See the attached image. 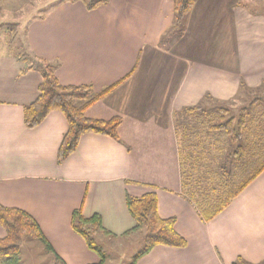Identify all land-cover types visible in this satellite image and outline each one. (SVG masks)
<instances>
[{"label":"crops","instance_id":"1","mask_svg":"<svg viewBox=\"0 0 264 264\" xmlns=\"http://www.w3.org/2000/svg\"><path fill=\"white\" fill-rule=\"evenodd\" d=\"M263 11L264 0H196L182 32L165 44L173 0H106L94 7L58 0L25 23V50L0 51V204L32 216L51 249L25 238L19 264H130L141 248L122 258L143 243L144 232L124 234L134 226L126 196L150 191L160 217L174 218L186 243L155 245L133 264L264 261V170L204 222L182 192L174 131L175 112L205 95L226 101L241 80L262 86ZM43 63L62 85H87L93 94L115 85L85 115L119 116L118 139L85 132L57 160L65 115L52 110L35 126L24 122V107L39 94ZM76 210L101 218L108 233L93 238L102 257L73 229Z\"/></svg>","mask_w":264,"mask_h":264},{"label":"trees","instance_id":"2","mask_svg":"<svg viewBox=\"0 0 264 264\" xmlns=\"http://www.w3.org/2000/svg\"><path fill=\"white\" fill-rule=\"evenodd\" d=\"M82 1L88 7H94L106 0ZM195 2L196 0H173V20L162 36L161 44L167 42L170 34L182 32L185 19ZM25 55L22 54V58ZM41 74L42 82L38 87L39 94L37 98L24 107V122L28 127L35 126L52 110H59L65 115L67 131L58 148V161H62L74 151L80 135L85 132L100 133L118 139L117 128L121 123L119 116L108 120H100L85 115L86 109L115 85L106 87L100 93L93 94L90 86L87 85L60 84L49 63H43ZM239 88L245 89L246 87L244 83H240ZM75 101H82L83 103L76 105ZM205 102L210 103V107L216 111L208 112L210 107H204ZM201 103L186 108V111L198 113L199 130H203L206 137L213 138L215 144L218 143L217 148L220 155H222L221 153L224 151V145L226 144L224 140L229 139L230 143L228 142V145L234 144V147L232 146L233 148L223 155L224 158L219 168L223 171L226 165L225 160L230 159V169L228 171L224 170L223 178L227 182L226 185L228 182L237 183L232 191H228L225 186L223 192L213 199L195 197L191 192V197L187 195L188 200L194 204L200 218L204 222H208L224 210L264 170V125L258 128L255 127L253 131L252 128L246 126L243 115L239 116L236 124L233 123L231 117L224 120L223 114L228 113L227 108L215 102L209 95H205ZM222 104L224 103L222 102ZM204 116H206V120H203ZM196 133L199 134V131ZM196 133L195 135H198ZM243 133L246 134L243 136ZM220 155L217 157L219 158ZM126 207L134 219V226L124 234L137 231L144 232L142 247L130 264H133L137 258L158 244L174 247L185 246V239L174 228V218H162L158 214L155 192L150 191L139 197L126 196ZM0 225L5 230V236L0 239V264H19L20 248L25 238L38 239L45 244L46 248L51 249L37 222L21 209L4 207L0 204ZM72 227L86 240L88 246L100 253L102 257L93 238V235L98 231L108 233L102 227L101 218L98 215L85 217L80 210H76L72 215ZM232 264L253 263H247L241 258H237ZM255 264H264V261Z\"/></svg>","mask_w":264,"mask_h":264},{"label":"rangeland","instance_id":"3","mask_svg":"<svg viewBox=\"0 0 264 264\" xmlns=\"http://www.w3.org/2000/svg\"><path fill=\"white\" fill-rule=\"evenodd\" d=\"M57 1L0 0V51L8 54L12 52L19 54L20 51L25 50L23 45L21 46V42L23 44L25 23L31 18L44 13ZM240 83H244L246 88L240 89ZM240 83L236 94L229 100L219 101L209 96L215 102L227 108L228 113L223 114L224 120L231 117L233 118V123L236 124L239 116L243 115L246 126H249L254 131L255 127L258 128L264 125V83L258 87H249L243 80ZM200 103L201 101L198 104ZM203 106L209 108L211 104L205 102ZM186 108L188 107L178 110L174 114V131L180 157L179 170L182 192L189 197H191V192L195 197L213 199L223 192L225 186L228 191H232L237 186L236 182H228L226 185L225 183L227 182L223 178L224 170L228 171L230 169L231 160H225L226 165L223 171L219 168L224 158L223 155L227 154L234 147V144L228 145L227 143H230L229 139L224 140L227 145H224V151L220 155L217 148L218 143L215 144L213 138L206 137L205 132L199 130L198 113H189ZM211 109L210 107L208 112L216 111ZM203 120H206V116H204ZM195 131H199V134ZM195 133L198 135H195ZM245 134L243 133V136ZM218 155H220L219 158L217 157ZM97 242L99 245H103L99 240ZM140 245H142V242L128 247L122 259H127L126 261H128V257H131L141 248Z\"/></svg>","mask_w":264,"mask_h":264}]
</instances>
